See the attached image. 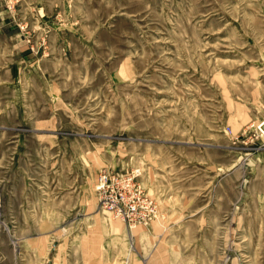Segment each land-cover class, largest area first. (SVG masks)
<instances>
[{
    "label": "rangeland",
    "instance_id": "obj_1",
    "mask_svg": "<svg viewBox=\"0 0 264 264\" xmlns=\"http://www.w3.org/2000/svg\"><path fill=\"white\" fill-rule=\"evenodd\" d=\"M263 119L264 0H0V264H264Z\"/></svg>",
    "mask_w": 264,
    "mask_h": 264
},
{
    "label": "built area",
    "instance_id": "obj_2",
    "mask_svg": "<svg viewBox=\"0 0 264 264\" xmlns=\"http://www.w3.org/2000/svg\"><path fill=\"white\" fill-rule=\"evenodd\" d=\"M259 129H260V126H259ZM116 207H117V204L111 206V208H116ZM130 207H131V211H135L136 207L134 205H130ZM118 212H120V210H118Z\"/></svg>",
    "mask_w": 264,
    "mask_h": 264
},
{
    "label": "water",
    "instance_id": "obj_3",
    "mask_svg": "<svg viewBox=\"0 0 264 264\" xmlns=\"http://www.w3.org/2000/svg\"><path fill=\"white\" fill-rule=\"evenodd\" d=\"M260 129H261L262 131H264V120L262 121V123H261V125H260Z\"/></svg>",
    "mask_w": 264,
    "mask_h": 264
},
{
    "label": "bare ground",
    "instance_id": "obj_4",
    "mask_svg": "<svg viewBox=\"0 0 264 264\" xmlns=\"http://www.w3.org/2000/svg\"><path fill=\"white\" fill-rule=\"evenodd\" d=\"M263 120H264V119H263ZM263 120H262V121H263ZM262 121H261V122H259V126L261 125ZM259 126H258V127H259ZM262 132H263V134H264V131H262ZM124 183H125V182H124Z\"/></svg>",
    "mask_w": 264,
    "mask_h": 264
},
{
    "label": "crops",
    "instance_id": "obj_5",
    "mask_svg": "<svg viewBox=\"0 0 264 264\" xmlns=\"http://www.w3.org/2000/svg\"><path fill=\"white\" fill-rule=\"evenodd\" d=\"M115 259H117V258H116V257L114 258V263H115ZM114 263H113V264H114ZM121 264H122V263H121Z\"/></svg>",
    "mask_w": 264,
    "mask_h": 264
}]
</instances>
